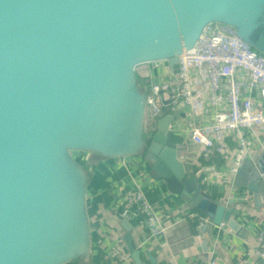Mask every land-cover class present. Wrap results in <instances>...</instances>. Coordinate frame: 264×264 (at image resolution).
Wrapping results in <instances>:
<instances>
[{
  "label": "water",
  "instance_id": "1",
  "mask_svg": "<svg viewBox=\"0 0 264 264\" xmlns=\"http://www.w3.org/2000/svg\"><path fill=\"white\" fill-rule=\"evenodd\" d=\"M209 22L231 26L264 53V0H0V264H66L87 254L88 175L73 152L139 154L209 218L200 234L213 225L239 231L235 207L212 200L197 180L214 168L188 173L186 157L198 145L179 142L173 114L143 135L135 68L173 67ZM245 168L236 178L264 198V165ZM122 225L140 264L132 225Z\"/></svg>",
  "mask_w": 264,
  "mask_h": 264
},
{
  "label": "crops",
  "instance_id": "2",
  "mask_svg": "<svg viewBox=\"0 0 264 264\" xmlns=\"http://www.w3.org/2000/svg\"><path fill=\"white\" fill-rule=\"evenodd\" d=\"M162 64L173 75L176 73L167 62ZM152 67L151 63L141 64L135 68V74L139 69L142 74L141 81L145 78L148 81L156 78L158 81L174 82V76H157ZM164 105V114H173L174 120L191 119L187 107L172 110L167 99ZM252 137L253 148L246 160L245 172L259 164L264 165V125L253 127ZM180 138L179 142L190 143L185 132ZM198 149L199 147L194 148L186 157L188 173L197 174L204 166L214 168L213 171L197 176V180L202 191L212 200L235 207L231 218L238 223L239 231L213 225L210 235L207 231L200 234L199 226L206 224L209 218L197 208H190L189 200L185 196L169 191L164 182L154 176L139 154L105 158L94 153L81 152L80 159L77 160L88 175L86 208L89 247L86 255L66 264H136L123 239L124 218L120 216L117 204L137 189L144 193L165 228L163 236L150 237L140 217L128 219L132 225L131 236L140 250V264H203L209 256L215 258L216 264H242L245 260L256 264L255 236L264 225V198L255 200L242 187L241 177L236 178L235 173L230 171L229 160L216 158L204 162ZM203 241L207 244L206 252L202 247ZM115 246L127 253L128 259L118 263L110 254Z\"/></svg>",
  "mask_w": 264,
  "mask_h": 264
},
{
  "label": "built area",
  "instance_id": "3",
  "mask_svg": "<svg viewBox=\"0 0 264 264\" xmlns=\"http://www.w3.org/2000/svg\"><path fill=\"white\" fill-rule=\"evenodd\" d=\"M162 63H151L156 75L175 80L150 79L145 110L151 119H159L165 112V93L172 110L187 107L191 119L174 120L170 128L181 137L185 132L189 142L198 145L204 162L229 160L230 171L235 173L253 148V127L264 125V53L238 38L231 26L209 22L194 46L177 57L174 75ZM117 207L124 219L140 217L150 237L164 235V226L140 189ZM110 254L118 263L128 259L119 246ZM254 256L257 262L264 260V225L255 236ZM203 264H216V260L209 256Z\"/></svg>",
  "mask_w": 264,
  "mask_h": 264
},
{
  "label": "rangeland",
  "instance_id": "4",
  "mask_svg": "<svg viewBox=\"0 0 264 264\" xmlns=\"http://www.w3.org/2000/svg\"><path fill=\"white\" fill-rule=\"evenodd\" d=\"M173 68H174V71H177V63L174 64ZM136 74H137V80L140 81L141 76H142L141 71L139 69L136 70ZM147 88H148V86H147ZM145 91H148V89H145ZM164 97L166 99L168 97V94L165 93L164 94ZM153 120H155V121H153ZM156 120L157 119H151V117L149 115V112L147 113V110H145V112H144V118H143V135L144 136L148 135L151 132V130L154 129L155 124H156ZM80 154H81V152H73V156H74V158L76 160L77 159L78 160L80 159L79 158L80 157Z\"/></svg>",
  "mask_w": 264,
  "mask_h": 264
},
{
  "label": "trees",
  "instance_id": "5",
  "mask_svg": "<svg viewBox=\"0 0 264 264\" xmlns=\"http://www.w3.org/2000/svg\"><path fill=\"white\" fill-rule=\"evenodd\" d=\"M148 83H149V81H148V79H143L142 81H141V79H140V81H138L137 80V86H138V89H139V91L143 94V95H145V93L147 92V91H145V89H148L147 88V86H148ZM164 114V113H163ZM152 131V130H151ZM94 154H96V153H94ZM97 155H99V154H97Z\"/></svg>",
  "mask_w": 264,
  "mask_h": 264
}]
</instances>
